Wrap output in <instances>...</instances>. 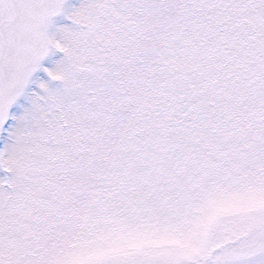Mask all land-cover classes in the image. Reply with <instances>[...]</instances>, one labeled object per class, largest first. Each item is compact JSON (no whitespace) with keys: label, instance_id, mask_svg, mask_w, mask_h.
<instances>
[{"label":"snow or ice","instance_id":"6c2138e0","mask_svg":"<svg viewBox=\"0 0 264 264\" xmlns=\"http://www.w3.org/2000/svg\"><path fill=\"white\" fill-rule=\"evenodd\" d=\"M0 264H264V0H0Z\"/></svg>","mask_w":264,"mask_h":264}]
</instances>
